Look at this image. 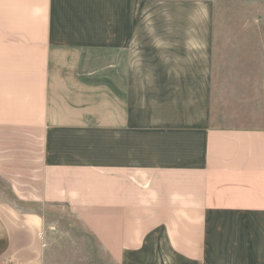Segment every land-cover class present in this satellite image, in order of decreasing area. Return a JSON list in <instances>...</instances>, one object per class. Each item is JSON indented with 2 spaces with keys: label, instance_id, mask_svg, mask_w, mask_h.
Returning a JSON list of instances; mask_svg holds the SVG:
<instances>
[{
  "label": "crops",
  "instance_id": "1",
  "mask_svg": "<svg viewBox=\"0 0 264 264\" xmlns=\"http://www.w3.org/2000/svg\"><path fill=\"white\" fill-rule=\"evenodd\" d=\"M215 10L0 0V264H87L70 226L109 264H264L258 36Z\"/></svg>",
  "mask_w": 264,
  "mask_h": 264
},
{
  "label": "rangeland",
  "instance_id": "2",
  "mask_svg": "<svg viewBox=\"0 0 264 264\" xmlns=\"http://www.w3.org/2000/svg\"><path fill=\"white\" fill-rule=\"evenodd\" d=\"M257 2L258 4L255 5ZM259 2L260 0H215V17L225 22L239 19L245 25L243 26L244 34L258 36L254 47H257L260 55L263 54L262 58L258 54L257 60L259 67L264 68V3L261 5ZM69 230L78 236L83 244L85 249L81 253L82 258L87 260V264H109L102 252L94 249L93 242L86 235L78 232L79 230L77 231L73 226H70Z\"/></svg>",
  "mask_w": 264,
  "mask_h": 264
}]
</instances>
